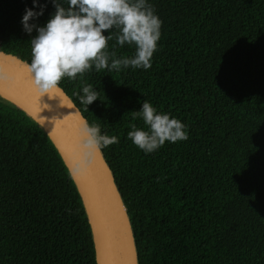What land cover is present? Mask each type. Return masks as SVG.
I'll return each instance as SVG.
<instances>
[{
  "label": "trees",
  "instance_id": "trees-1",
  "mask_svg": "<svg viewBox=\"0 0 264 264\" xmlns=\"http://www.w3.org/2000/svg\"><path fill=\"white\" fill-rule=\"evenodd\" d=\"M45 3L46 0H40ZM161 24L151 67L91 70L59 87L88 125L129 220L137 264H264V0H150ZM31 0H0V51L26 62ZM55 11L47 2L43 25ZM106 34V33H105ZM117 57L133 49L115 46ZM91 84L98 100L79 102ZM144 100L188 138L145 154L127 138ZM0 264H96L91 227L45 131L0 98Z\"/></svg>",
  "mask_w": 264,
  "mask_h": 264
},
{
  "label": "clouds",
  "instance_id": "clouds-1",
  "mask_svg": "<svg viewBox=\"0 0 264 264\" xmlns=\"http://www.w3.org/2000/svg\"><path fill=\"white\" fill-rule=\"evenodd\" d=\"M47 2L31 0L32 7H25L20 21L25 33L36 32L29 41L31 59L25 66L38 96L60 91L62 79H77L91 70L112 72L151 67L162 21L150 0H50L55 11L41 26L37 20L43 16ZM113 39V47L127 45L133 49L132 54L117 57L114 51L110 52L108 41ZM77 95L87 110L98 100V91L91 84L82 86ZM132 114L143 121V127L131 125L127 138L145 154L166 142L188 138L181 120L158 111L147 100ZM82 136L85 149L100 150L118 142V137L101 133L97 125L86 122Z\"/></svg>",
  "mask_w": 264,
  "mask_h": 264
},
{
  "label": "water",
  "instance_id": "water-1",
  "mask_svg": "<svg viewBox=\"0 0 264 264\" xmlns=\"http://www.w3.org/2000/svg\"><path fill=\"white\" fill-rule=\"evenodd\" d=\"M26 61L0 51V88L5 101L42 127L69 171L91 227L96 264H137L129 220L100 150L83 147L85 119L65 92L38 96Z\"/></svg>",
  "mask_w": 264,
  "mask_h": 264
},
{
  "label": "bare ground",
  "instance_id": "bare-ground-1",
  "mask_svg": "<svg viewBox=\"0 0 264 264\" xmlns=\"http://www.w3.org/2000/svg\"><path fill=\"white\" fill-rule=\"evenodd\" d=\"M0 95L6 97V98H12L10 94H8L7 92L3 91L1 88H0Z\"/></svg>",
  "mask_w": 264,
  "mask_h": 264
}]
</instances>
